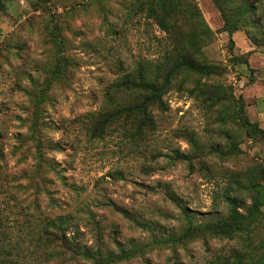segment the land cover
Instances as JSON below:
<instances>
[{"label": "rangeland", "instance_id": "rangeland-1", "mask_svg": "<svg viewBox=\"0 0 264 264\" xmlns=\"http://www.w3.org/2000/svg\"><path fill=\"white\" fill-rule=\"evenodd\" d=\"M180 1L185 28L199 29L197 58L211 73L175 76L166 106L151 107L154 130L132 135L135 125L117 122L91 138V116L135 100L130 91L116 95L114 84L161 60L167 32L140 0H0V242L10 259L255 264L264 257V191L242 188L251 176L260 180L264 133H246L232 115L243 103L264 129V0ZM199 78L225 86L229 116L222 120L219 106L193 90ZM224 194L238 198L240 230L175 241L189 226L229 221ZM51 219L66 221L68 239Z\"/></svg>", "mask_w": 264, "mask_h": 264}, {"label": "trees", "instance_id": "trees-1", "mask_svg": "<svg viewBox=\"0 0 264 264\" xmlns=\"http://www.w3.org/2000/svg\"><path fill=\"white\" fill-rule=\"evenodd\" d=\"M215 1L218 4L221 2V0ZM258 1L251 0L249 5L253 7ZM140 6L148 11V15L155 20L162 30L167 32L169 46L164 51L161 60L155 64L144 65L137 76L127 73L114 84L116 95L122 97V94L130 91L135 95V100L127 104L120 102L113 109L98 113L93 121L91 116L87 124L91 138L92 136L103 137L107 129L117 122H123L122 125H135V130L128 131L132 135L141 134L144 130H154L156 123L151 115V107L164 108L166 106L164 96L168 92L174 77L182 73H195L199 74L200 77L208 76L211 73V65L208 62H200L197 58V52L192 44L199 38V29L195 25L185 28L182 12L184 6L180 0H140ZM244 7L246 10L250 9L248 5ZM58 70V72H61L60 67ZM193 90L198 91L199 95L205 96V101L209 105L219 106V114L222 120L231 114L227 104L223 102L227 98V91L223 84L210 83L199 78L196 80ZM232 115L245 129L246 133L250 135L256 132L264 133V129H261L250 120L245 112L243 103L238 105ZM177 156L180 155L177 154ZM259 173H261L260 180L257 176H251L246 180V184L242 188L256 192L264 191V168ZM224 198L230 206L229 221L197 227L189 226L175 241L204 232L231 237L240 230L242 222L237 211L239 207L238 198L229 194H224ZM255 210H251L252 214L255 213ZM54 220H49V226L61 232L64 239H68L65 231L66 221L61 219ZM5 252H8V250L0 242V264H19L16 260L10 259V253ZM103 264H109V261H104ZM255 264H264V257Z\"/></svg>", "mask_w": 264, "mask_h": 264}]
</instances>
